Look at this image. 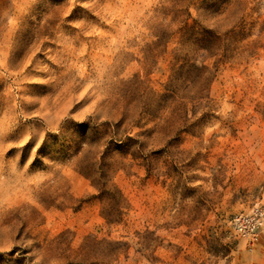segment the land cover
I'll return each instance as SVG.
<instances>
[{"label":"rangeland","instance_id":"rangeland-1","mask_svg":"<svg viewBox=\"0 0 264 264\" xmlns=\"http://www.w3.org/2000/svg\"><path fill=\"white\" fill-rule=\"evenodd\" d=\"M0 264H264V0H0Z\"/></svg>","mask_w":264,"mask_h":264},{"label":"built area","instance_id":"built-area-1","mask_svg":"<svg viewBox=\"0 0 264 264\" xmlns=\"http://www.w3.org/2000/svg\"><path fill=\"white\" fill-rule=\"evenodd\" d=\"M235 221H236L237 227L242 231L243 229H242L241 225L244 221V218L241 216H237Z\"/></svg>","mask_w":264,"mask_h":264}]
</instances>
